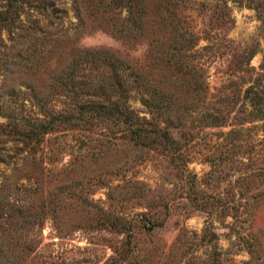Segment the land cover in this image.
<instances>
[{
	"label": "rangeland",
	"instance_id": "374dc122",
	"mask_svg": "<svg viewBox=\"0 0 264 264\" xmlns=\"http://www.w3.org/2000/svg\"><path fill=\"white\" fill-rule=\"evenodd\" d=\"M38 1L18 4L14 26L2 32L7 44L17 33L34 36L47 52L30 74L37 94L79 49L102 47L186 98L165 60L176 28L194 42L186 59L201 71L206 98L199 94L185 124L170 129L176 145H132L112 117L61 118L80 116L73 103L81 95L56 87L38 104L27 87L3 92L12 115L51 122L32 149L0 137V264H230L247 258L245 237L264 250V0H168L177 4L167 10L143 0L145 27L133 40L108 19L126 12L117 0ZM76 72L98 73L83 63ZM125 91L128 106L148 114L139 89Z\"/></svg>",
	"mask_w": 264,
	"mask_h": 264
},
{
	"label": "trees",
	"instance_id": "16d2710c",
	"mask_svg": "<svg viewBox=\"0 0 264 264\" xmlns=\"http://www.w3.org/2000/svg\"><path fill=\"white\" fill-rule=\"evenodd\" d=\"M29 1L3 0V3L0 4V69L4 71L3 78L0 80V115L6 119L10 118L6 122L0 121V137L2 134H12L15 139L25 145L32 142L29 145L30 149H32L34 148L33 144L40 138V129H46L51 122V118L43 116L12 115L5 101L8 99V96L18 92V89L16 90L15 88V85H17V87H27L30 91V98L36 99L38 104L46 103L48 101L46 95L53 92L56 87H60V89L71 95H81L73 103L76 107L75 111H78L77 113L80 116L69 111L65 114H60V117L64 120L70 117L81 118L84 112L87 113L86 118L109 116L120 127L121 132L118 134V138L129 140L132 145H144L148 141L153 140L177 144L178 136H175L170 129L173 127L179 129L185 124L184 114L198 107L196 104L198 98L200 99L199 94H201V101L203 97L206 98L204 92H202L204 86L202 84L203 77L201 71L197 70L186 59L187 55L194 52V42L190 38L186 39L187 37L183 36V32L175 31V28L172 37H170L169 44H167V47H164L166 48L164 49L165 60L169 65L172 64V69L177 73L174 74V77L177 76L179 78L178 85L184 91L186 98L183 96L182 98L181 95L178 100L175 96L172 97L164 84L155 83L154 80L148 78L146 72L141 67L132 64L124 55L116 54L110 49L102 47L79 49V52L76 55L70 56L68 62L58 72L50 75L51 81L48 82L47 92L45 91V94H37L38 92L32 86L30 74L36 64L46 57L45 54L47 52L42 47L36 46V38L29 34H15L16 39L14 42L16 44L19 41L20 43L25 42L23 47L15 46L14 42L12 44L5 43V39L2 36L3 30H11V27L14 26V20L18 18L19 11L17 5H22ZM43 1L39 0L38 3L45 5ZM100 1L96 0L98 4H100ZM117 3L119 4V9H125V14H118L119 16L117 17L110 15L108 19H111V24L114 27L116 35L125 40H133L144 31L146 20L143 14L146 3L143 0H117ZM158 3L160 7L163 6L166 10L169 5L174 8L177 4L174 1L169 2L168 0H159ZM54 8V6H51V9ZM77 20H81V17L78 15ZM167 24L176 26L173 20H169ZM20 28L22 29L23 27L20 26ZM50 36L53 35L45 37L49 38ZM170 43L173 44L171 45ZM157 49L160 51L159 46ZM175 49L181 53L182 56L179 57H183V61H180L179 57H175ZM80 63L87 64L90 69L92 67L96 68L97 75L94 78H90L91 74L83 72L81 75L85 78L82 76L80 78L76 77L78 75L76 67ZM7 76H11L14 82L11 86L7 85L5 87ZM76 78H79L77 82ZM74 84L82 85V90L77 91L74 88ZM87 85L89 87L88 90L86 88ZM128 86L139 89V100L146 107L148 114L139 115L128 106L125 96V90ZM3 92H6L5 95L8 96H1ZM21 99L24 100V96ZM1 158L2 153L0 150ZM198 205L203 206L204 202H199ZM231 207H234L235 210L233 211H236L234 204H231ZM232 214L234 216L235 212ZM245 234L248 238H251L249 231H246ZM238 238H241L240 234H238ZM244 241L242 238V242L245 245L244 249L248 254L247 258L238 261L231 260L230 264H264V250L256 243V239L248 241L245 237Z\"/></svg>",
	"mask_w": 264,
	"mask_h": 264
}]
</instances>
